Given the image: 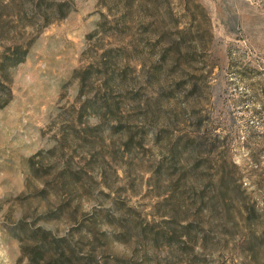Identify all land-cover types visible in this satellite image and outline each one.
Returning <instances> with one entry per match:
<instances>
[{
	"label": "rangeland",
	"instance_id": "1",
	"mask_svg": "<svg viewBox=\"0 0 264 264\" xmlns=\"http://www.w3.org/2000/svg\"><path fill=\"white\" fill-rule=\"evenodd\" d=\"M0 264H264V0H0Z\"/></svg>",
	"mask_w": 264,
	"mask_h": 264
},
{
	"label": "trees",
	"instance_id": "2",
	"mask_svg": "<svg viewBox=\"0 0 264 264\" xmlns=\"http://www.w3.org/2000/svg\"><path fill=\"white\" fill-rule=\"evenodd\" d=\"M61 9H63L62 7H61ZM62 11V10H61ZM65 11V10H64ZM69 11V9L67 10V8H66V11L64 12V16L63 17H65L66 15H67V12ZM251 161L253 162V164L255 163V164H257V165H260V163L262 162V158H261V154H255V155H253L252 157H251ZM237 166V165H236ZM258 170H252L251 171V173H250V175L251 176H253V175H260V172H258ZM250 176V177H251ZM244 177V176H243Z\"/></svg>",
	"mask_w": 264,
	"mask_h": 264
}]
</instances>
